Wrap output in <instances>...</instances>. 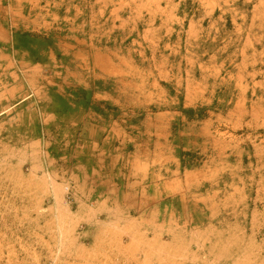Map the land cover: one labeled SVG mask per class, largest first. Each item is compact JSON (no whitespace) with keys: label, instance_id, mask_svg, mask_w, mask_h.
I'll return each mask as SVG.
<instances>
[{"label":"rangeland","instance_id":"374dc122","mask_svg":"<svg viewBox=\"0 0 264 264\" xmlns=\"http://www.w3.org/2000/svg\"><path fill=\"white\" fill-rule=\"evenodd\" d=\"M0 264H264V0H0Z\"/></svg>","mask_w":264,"mask_h":264}]
</instances>
